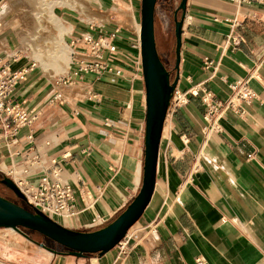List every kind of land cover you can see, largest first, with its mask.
<instances>
[{"label": "crops", "instance_id": "obj_1", "mask_svg": "<svg viewBox=\"0 0 264 264\" xmlns=\"http://www.w3.org/2000/svg\"><path fill=\"white\" fill-rule=\"evenodd\" d=\"M181 1L156 3V44L168 59L176 53L175 13ZM92 2L115 14L112 21L89 15L83 5L69 7L86 15L78 22L54 12L60 32L69 35L56 55L64 71H53L61 76L50 79L35 67L17 85L12 100L36 118L20 130L17 143L9 146L0 138L2 177L12 166H30L35 157L43 166L58 159L78 211L60 223L80 231L107 226L134 200L143 185L146 149L147 95L135 15L138 6L141 17L142 0ZM122 16L126 22L132 17L134 30ZM115 30L114 72L71 76L72 56L86 51L71 42ZM1 39L9 41L7 34ZM13 65L25 68L21 56ZM170 67L187 102L172 107L166 117L155 190L127 233L126 250L116 245L104 254L79 256L54 240H42L48 249L0 227V241L7 245L0 248V264H264V4L187 0L180 63ZM70 76V83L57 84ZM241 79H248L254 96L226 109L221 128L208 131L202 89L225 105L233 94L231 84ZM195 87L198 95L191 92ZM58 90L61 98H55ZM31 131L32 143L27 139ZM98 217L106 221L91 226Z\"/></svg>", "mask_w": 264, "mask_h": 264}, {"label": "built area", "instance_id": "obj_2", "mask_svg": "<svg viewBox=\"0 0 264 264\" xmlns=\"http://www.w3.org/2000/svg\"><path fill=\"white\" fill-rule=\"evenodd\" d=\"M233 1L238 4H264V0ZM117 34V30H115L107 36L84 35L72 41L71 46L79 42L81 50L85 49L86 51L84 54H78L75 51L70 61V65L73 67L71 76H78L80 73H94L99 76L113 73L114 69L111 62L115 59L117 52V47L114 44ZM14 53H8L5 49L0 51V127L2 129L0 138L6 140L9 146L18 142L20 130L24 127H31L36 118L35 115H32L19 103L12 100L17 85L26 79L28 72L27 68H14L13 62L19 56L17 52L16 55ZM115 74H119V71ZM71 76L64 80H58L57 84L70 83ZM231 88L233 94L225 105L211 91L206 88L202 89V99L208 106L205 114L206 121L210 123L208 131L221 128L217 122L226 109L235 108L240 100H248L254 96V91L249 86L248 79H241L231 84ZM191 92L198 95L200 90L198 89L197 92L191 90ZM61 97L59 93L55 95V98ZM234 99H236V102ZM186 102V94L176 88L172 95L168 113L172 107L176 108ZM27 139L31 143L34 141L32 131L28 133ZM33 160L30 166H26L22 170L14 166L8 168L5 175L14 181L30 205L53 219L58 217L66 222L67 217L72 218L77 215L78 211H76L73 203L75 200L74 189L71 184L63 179L62 168L58 166V159H51L49 166L40 164V160L36 157ZM15 175H19V182L15 179ZM105 221V219L98 217L94 218L90 224L91 226H98ZM127 237L128 234L117 244L122 252L126 250Z\"/></svg>", "mask_w": 264, "mask_h": 264}, {"label": "water", "instance_id": "obj_3", "mask_svg": "<svg viewBox=\"0 0 264 264\" xmlns=\"http://www.w3.org/2000/svg\"><path fill=\"white\" fill-rule=\"evenodd\" d=\"M157 0H142L141 11L143 17L141 20V47H142V64L146 85L147 95V124H146V149H145V165L143 185L128 207L107 226L94 231H80L67 228L58 221L41 210L33 207L34 212L9 201L0 196V226H11L16 230H20L19 226L28 227L40 231L41 233L52 238L63 246L69 248L75 255H85L86 253L104 254L113 249L127 235L129 229L139 220L144 210L148 206L153 196L156 186V175L159 160L160 143L163 135L164 125L168 113V108L172 99V95L177 87L178 76L171 83V75L163 61L160 58L156 37H155V9ZM187 0H182L178 10L175 13V32L177 38L176 66L180 63V52L182 46V32L184 18L186 14ZM182 10L179 19L178 11ZM3 183L8 185L18 197L26 200L25 195L21 192L14 181L5 176ZM22 214L27 217L40 218L55 226L59 230L83 237H94L91 242L77 243L68 240L60 235L51 234L39 227L23 223L21 221H8L7 211ZM7 220V221H6ZM57 230V229H56ZM71 238V237H70ZM38 243V242H37ZM46 248V245L38 243ZM49 249V248H48Z\"/></svg>", "mask_w": 264, "mask_h": 264}, {"label": "rangeland", "instance_id": "obj_4", "mask_svg": "<svg viewBox=\"0 0 264 264\" xmlns=\"http://www.w3.org/2000/svg\"><path fill=\"white\" fill-rule=\"evenodd\" d=\"M157 1L158 3L166 1L168 4L170 0ZM82 5L89 15L108 17L110 21H112L111 17L115 15L109 10L104 11L102 8L97 7L92 0H0V22L3 21L0 24V39L6 34L9 38V41L7 39L0 40V51L5 49L11 54L15 52V55L17 52V54H19L18 57L21 56L22 61H24L25 68L28 69L26 77L34 71L33 69L35 64H37V68H40L39 72L41 75L50 79L61 76L53 72L64 71L62 67L64 65L63 61L60 57H56V55L60 54L64 50V47L68 45L69 35L66 36L67 33L65 31L60 32L58 25L55 24L53 20V14L55 12V14L60 17H64L70 21L73 19L78 22L81 20L80 17L85 18L86 15H82L78 11L71 8L78 9V6ZM137 7L138 6L135 7V15H137L138 22L141 24V17L138 14L139 9L137 10ZM122 23L127 24L130 29H135L131 16L128 17V22H126V17L122 16ZM64 39L66 41L65 44L62 43ZM158 48L164 65L171 71L170 66L175 67L176 65V53L173 51L171 59H168L165 49L160 46ZM171 72V80H174L175 73L174 71ZM171 83H173V81ZM3 178L4 177L0 175V196L34 212V208L27 202V200L18 197L16 193L8 187V185L3 183ZM55 220L60 222L62 219L56 217ZM19 229L20 230L15 231L28 237L32 241H34L32 239L34 238L38 243L44 245L45 243L42 242L43 239L47 243L52 241V238L38 230L24 226H19ZM1 231L10 235H13L14 233V231L10 229ZM16 235L18 236V234ZM55 242L58 243L57 241ZM5 246L7 245L0 241V248ZM13 248L14 247H8V249ZM91 254L94 255L95 253H86V255Z\"/></svg>", "mask_w": 264, "mask_h": 264}, {"label": "bare ground", "instance_id": "obj_5", "mask_svg": "<svg viewBox=\"0 0 264 264\" xmlns=\"http://www.w3.org/2000/svg\"><path fill=\"white\" fill-rule=\"evenodd\" d=\"M143 8V7H142ZM52 10L54 11V9L52 8ZM142 17H143V13L141 11V20H142ZM57 21V20H56ZM142 27V26H141ZM141 33V32H140ZM35 67H37V64H35ZM34 67V68H35ZM72 84V83H71ZM70 84V85H71ZM58 89H61V88H58ZM194 92H197L198 91V87H195L192 89ZM243 90V88H242ZM57 93H59L61 96H62V92L61 91H57ZM56 93V94H57ZM234 101L236 102V99H234ZM220 119L221 117L218 119V125L221 126L220 124ZM15 179L19 182L20 180V177L19 175H15ZM0 210L3 211V209L0 207ZM7 216L9 217V220L8 221H21L23 223H26V224H29V225H33V226H36V227H39L51 234H54V235H60L62 237H65L67 238L68 240H72V241H75L77 243H80V244H83V243H90L92 239H94V237H83V236H79V235H76V234H71V233H67V232H63L61 230H59L58 228H56L55 226H52L51 223L47 222V221H44L40 218H32V217H27L25 215H22V214H18V213H14L12 211H7ZM52 218V217H51ZM67 218H70V217H67ZM53 219V218H52ZM55 220V219H54ZM7 221V220H6ZM60 223V222H59ZM61 224V223H60ZM63 225V224H61ZM65 226V225H64ZM4 227H7V228H12L14 229L13 227L11 226H4ZM67 227V226H66ZM69 228V227H67ZM57 229V230H56ZM72 229V228H71ZM16 230V229H15ZM130 235V233H129ZM71 237V238H70Z\"/></svg>", "mask_w": 264, "mask_h": 264}, {"label": "trees", "instance_id": "obj_6", "mask_svg": "<svg viewBox=\"0 0 264 264\" xmlns=\"http://www.w3.org/2000/svg\"><path fill=\"white\" fill-rule=\"evenodd\" d=\"M169 72H170V71H169ZM172 81H174V80H171V82H172ZM114 220H115V218H114L112 221H114ZM112 221H110L109 223H111ZM109 223H108V224H109ZM108 224H107V225H108ZM29 237H30V236H29ZM31 238H32V237H31ZM32 239H33L35 242H37L34 238H32Z\"/></svg>", "mask_w": 264, "mask_h": 264}]
</instances>
